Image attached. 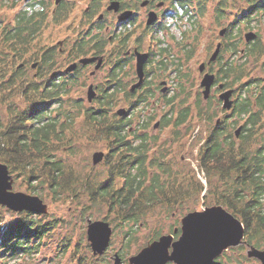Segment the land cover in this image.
I'll use <instances>...</instances> for the list:
<instances>
[{"label":"trees","instance_id":"16d2710c","mask_svg":"<svg viewBox=\"0 0 264 264\" xmlns=\"http://www.w3.org/2000/svg\"><path fill=\"white\" fill-rule=\"evenodd\" d=\"M244 1L246 6L234 11L238 17L225 27L223 37L229 41L222 38L224 40L218 54V77L225 80V86L237 84V98L231 114L243 121L239 124L242 126L239 136L236 138L232 133L236 120L213 121L209 111L210 99L203 101L197 98L194 106L181 103L176 105L177 110L174 103L169 101V108L162 115L160 123L161 128L172 125V141L179 139L180 126L187 122L190 124L194 116L206 123V136L199 149L198 166L208 181L206 185L198 180L197 183L193 181L195 186L191 187L197 194L206 187L203 197L213 194L211 205L221 204L243 223L245 243L229 247L228 250L233 251L244 249V245L264 248V139H258L264 127V74L251 77L247 65L251 57L252 63L260 65L264 72L261 35L246 41L241 50L239 48L242 30L252 28L251 22L260 15L264 17V0ZM172 2L176 8L173 17L177 27L181 29L185 24L196 31L194 41H190V44L194 43L188 50L191 58L200 38L202 19L212 13L216 26L221 25L227 17L224 6L227 0H218L215 6H211L208 0ZM47 6L44 0H32L27 8L15 14L12 23L0 21V162L7 165L16 180L27 184V191L40 194V184L45 183L54 196L70 192L68 197L74 200L78 198V194L74 195L75 182L71 184L66 180L65 162L63 157L56 155V151L61 148L60 145L68 146L73 139L69 134L72 131V117L62 99L76 84V75L80 70H76L73 73L75 75L63 73L59 77H50L48 71L41 72L40 64L46 65L52 58V47L41 54H32L37 59L36 72L29 73L25 68L27 55L46 20ZM54 19L58 21L59 18ZM235 24H239L238 40L233 42ZM191 28L181 31L190 38ZM239 52L246 58L244 61H233L223 56L224 53L231 56ZM225 72L227 74L224 77ZM230 73L235 76L234 80L229 81ZM110 100V97L100 94L90 101L92 104L89 106L82 107L81 100L75 98L69 102L84 113L89 125L88 134L106 143L107 178L91 184L88 178L82 177L81 183L87 189L92 203L108 204L104 220L115 223V227L121 224L127 227L124 233L128 235L125 243L128 249L135 232L134 225L139 227V223L155 211H170L176 205L183 209L184 198H188L191 188L182 189V184L177 182L178 171L169 159H165L167 146L162 144H166V141L159 143L156 137L134 144L128 139L131 135L122 132L126 130L127 123L116 112L112 113ZM154 145L155 150L151 151ZM149 151L153 157L149 158ZM137 153L140 160L138 167H135ZM77 202L80 203V198ZM10 211L0 205V254L12 257L18 252L21 255L40 253L42 240L51 238L55 233L58 225L56 220L30 211L15 212L16 215L6 219ZM60 224H63L62 219ZM159 235L156 231L147 238L148 242ZM71 238V235L66 234L60 239L58 246L61 256L71 253V264H86L87 258L79 248L68 251ZM85 245L88 250V241ZM228 250L223 251L212 264H234ZM120 253L125 255L123 250ZM242 258L247 259L243 255Z\"/></svg>","mask_w":264,"mask_h":264},{"label":"rangeland","instance_id":"374dc122","mask_svg":"<svg viewBox=\"0 0 264 264\" xmlns=\"http://www.w3.org/2000/svg\"><path fill=\"white\" fill-rule=\"evenodd\" d=\"M29 1L32 0H0V21L3 23H12L13 18L16 13H18L23 7L25 3L29 4ZM66 6L69 9L67 19L62 22V18L60 20L50 19V10L53 6L52 0H44V3H47V17L46 20L43 22V28L40 30V33L36 37L32 49L29 51L27 55L28 61L26 62V70L29 73L36 72L37 65L31 67L33 63L36 62V57L32 54L35 52H40V54L44 51H47L49 47H52V58L48 64H40V71H48L50 77H53V73L56 70H65L68 66V62L62 63L61 67H58L57 61L62 57H59V52L57 53L59 47H63L65 52L67 51L68 46L71 42L77 37L79 28L82 27L84 24L83 18L85 17L84 11L85 8L89 5V0H64ZM210 5H216L218 0H208ZM50 2V3H49ZM171 0H167V4L170 5ZM51 6H50V5ZM101 6L99 7V11H105V6L108 4V0H102L100 2ZM28 6V5H26ZM226 6V19L223 20L221 25L216 26L215 22L213 21L214 16L210 13L209 16H206L202 19V30L199 34L200 38L198 43L195 44V51L193 56L189 59V61L185 62L183 65V72H189L187 78L183 80L182 86L184 87L183 91L177 88H173L172 91L177 94V99L173 103L175 105V110H177L176 105L182 104H189L191 106L195 105V100L200 98L203 101H206L202 98V89H200L199 83L202 78V73H199L198 66L201 63L207 62L211 54L213 53L217 43L221 42L225 39V41H229L220 35V30L228 26V24L234 18L238 17L234 13L237 11L238 7H245L246 3L244 0H227L224 3ZM49 11V12H48ZM146 15L143 16L142 21L145 20ZM184 21V20H183ZM78 22L80 23L78 25ZM169 22V20H167ZM185 22V21H184ZM176 23V22H175ZM243 24V22L241 21ZM252 28L242 30V33L239 37V48H244V44L246 43L244 34L247 31H252L256 34H260L261 42L264 44V17L261 15L255 21H252ZM168 24V23H167ZM245 24V23H244ZM180 25V23H179ZM186 25H188L186 23ZM171 26V25H170ZM239 24H235L232 33V41L238 40L237 31H238ZM185 24L181 26V30L189 29L191 27H186ZM135 30V35H141L143 31L141 28L137 26ZM169 36L165 37L162 34H156L148 36V39L145 40L144 48H146V44H148L149 39L153 38L154 43H159L157 38L160 40H168L166 41L168 44L169 41L178 37V30L175 27L171 26L170 30H168ZM172 33V35H171ZM191 37L189 41H194L193 37L196 35V31L194 28H191ZM174 36V37H172ZM255 36V37H256ZM224 38V39H222ZM59 40H63V44L59 46L57 42ZM153 43V44H154ZM173 49H175V53H178L180 58H182L179 48L176 45H170ZM192 46V45H191ZM189 46V47H191ZM63 54V53H61ZM60 54V55H61ZM32 58L29 59V56ZM62 56V55H61ZM226 59H232L233 61H244L246 58L244 55L239 53L229 54L224 53ZM249 63H247L248 67L250 68V72L248 74L251 77L254 76H263L264 72L262 67L257 64L252 63V58L248 59ZM67 65V66H66ZM60 66V65H59ZM66 66V67H65ZM218 66H214L213 68L216 70ZM63 68V69H62ZM63 70V71H64ZM93 66H88L86 70H81L78 75V79L76 84L70 90L69 94L62 99L64 101L65 107L68 109V114L72 117V131L69 132L70 136L73 137L72 140L69 141V145L64 147V145H60V149L57 150L56 155L63 157L64 164L66 166V180L72 184V181L75 182V196L78 194V198H71L68 197L70 192H62L60 196H54L48 188V185L45 183L40 184V194L33 193L27 191V184L22 182L21 180H16L13 176V190L14 191H22L25 193L35 194L40 196L44 203L47 204V212L45 215L48 218H52L56 220L58 224L56 229L54 230L55 233L51 238H44L42 240V244L40 247V253H33L30 255H21L19 252L12 257L2 256L0 254V264H71V253L70 255L61 256L59 251V242L62 239V236L69 234L71 235V239L69 242V249L68 251L71 252L72 249L79 248L82 252L83 256L86 257L87 263L86 264H113L114 262V253L118 252L120 257H124V260L120 264H129L127 258L137 253L144 245L148 243L147 238L152 236L157 231L160 235L172 233V230L175 228H180V219L183 215L187 212L192 210H201L205 206H211L213 199V194H209L207 197H203L206 191V187L200 194H197L195 190L191 186L198 181H201L204 185L207 184V179L204 176L203 171L198 166L199 160V152L201 144L206 136V123L203 122V119H200L198 116H194L191 120L190 124L188 122L183 126H180V137L177 141H172L171 135L173 134L172 125H168V127L161 128L160 125L156 127H152V124L162 118V115L167 111L169 105H164L162 101L157 99H152L157 101V104L149 105L143 104L136 110H130V107L127 103L121 102L120 99H117L115 102H112V113H115L118 108H125L130 110V117L134 120L132 123L133 127H137L135 124H138L137 119L141 120H148V117H151L149 123L151 127L147 130L149 134L152 136H157L159 143L165 142L166 144H162V146H167V157L165 159H169L173 168L178 171L179 178H177V182L182 184V189L191 188V193L188 195V198H184L183 202V209L180 208L179 205L173 207L170 211H155L147 216V218L139 223V227L134 225L135 232L133 238L131 240L130 246L128 249L125 247V243L127 242L124 231L127 229L126 226L121 224L118 227H115V223L109 222L112 227V234L110 237L109 245L106 251L100 255L102 258H93L97 257V255H93L90 244L89 249L86 250L85 242L86 240V226L87 221L95 220V219H103L104 215L107 212L108 204L106 202L101 203H92L89 198V193L86 188L81 183V179L88 178L91 184L95 182L104 181L108 176L107 171V163L102 162L96 165H92V155L96 151H106L108 152V148L106 147V143L102 139H97L92 137L89 133V125L88 122L85 121L86 118L84 113L79 111L78 108L72 102H69L71 99H78L82 102V107L84 105L89 106L90 102L87 101V91L88 86L90 84L97 85L96 94L100 96L102 85V80L105 77V69L99 70L95 72V74H91L93 71ZM62 71V72H63ZM52 72V73H51ZM65 72V71H64ZM63 72V73H64ZM55 74V73H54ZM69 74V73H68ZM72 75H75L72 73ZM47 77H49L47 75ZM175 78V77H174ZM46 80V79H45ZM229 81H231L229 79ZM174 83L176 85V80L174 79ZM172 82V84L174 85ZM179 85V83H178ZM237 86V84L232 83L230 86ZM181 87V86H180ZM237 89L232 99L237 98ZM167 94H171V91H168ZM213 94V95H212ZM211 100V108L210 113H212L213 121L217 119H224L227 122H232L236 120L237 122L234 124L233 130L238 127L243 121L238 119L237 116H232L231 110L223 109L222 108V100L217 101V96L213 93H210L208 96ZM211 97V98H210ZM72 105V106H71ZM129 107V108H128ZM84 109V108H83ZM111 113V114H112ZM264 117V116H263ZM159 122V121H158ZM264 122V120H263ZM188 124V125H187ZM261 131L259 132L258 139H264V127H262ZM68 134V132H67ZM132 139V136L129 137ZM235 138V137H234ZM158 143V144H159ZM154 145L151 151L155 150ZM161 146V147H162ZM252 147V146H251ZM58 148V146H57ZM157 148V147H156ZM148 156L153 157L152 153L149 151ZM43 180V179H41ZM194 181V183H193ZM195 186V185H194ZM191 196V197H190ZM80 198V203L77 202V199ZM213 199V200H212ZM214 205V204H213ZM5 207V206H4ZM84 207V209H83ZM85 213H82L85 210ZM22 212V211H21ZM16 215L15 211H10L8 217L9 219ZM63 220V224H60V220ZM180 234L177 231L174 233V239L178 237ZM86 240V241H85ZM229 249V248H228ZM227 249V250H228ZM125 252L123 256L121 251ZM248 247L244 245V249L241 250H228L227 253L230 256L232 262L234 264H261L259 260L256 258L248 257L247 256ZM242 255L247 257V259L242 258ZM220 256V255H219ZM92 257V258H91ZM171 263V262H169ZM168 264V263H167ZM173 264V263H171Z\"/></svg>","mask_w":264,"mask_h":264},{"label":"flooded vegetation","instance_id":"af4514ba","mask_svg":"<svg viewBox=\"0 0 264 264\" xmlns=\"http://www.w3.org/2000/svg\"><path fill=\"white\" fill-rule=\"evenodd\" d=\"M52 1L53 6L50 12L48 11L50 19L59 18L58 20H60L62 18V22H64L69 12L66 6L67 2L64 0ZM101 1L102 0H89V5L84 11L85 17L83 20H79L80 22L83 21L84 24L79 28L77 37L68 46L66 52L63 47H59L57 51V53L59 52V57H62L60 62L59 60L56 62L58 67H61L64 62H68L67 65L76 63L75 68L71 72L66 73H74L76 70H86L88 66H93L94 70L91 74L105 69L106 72L102 80L103 87L101 88L100 94H105L110 97L111 104L117 99H120L121 102L127 103L130 110H136L143 104H157V101H152V99L160 100L164 105L169 104V101L173 103V100L175 101L177 99V94L174 93L172 89L175 87L177 90H184L182 82L187 78L189 72L187 74V72H183L182 69L185 62L190 59L188 50L189 46L194 42L190 44L189 36L177 27L178 24L175 23L176 21L173 17L176 13V8L172 0L170 5L167 4V0H108L105 11H99ZM111 2H116L114 7L116 9H107ZM26 5L28 4L25 3L23 7L25 6L24 8H27ZM47 10L46 17L48 15ZM128 11L130 12L128 15L120 17ZM151 12L156 14V19L149 24L147 23V19ZM144 15H146V17L145 20L142 21ZM167 20H169V22H167ZM79 24L78 22V25ZM170 25L173 27L176 26L179 31L177 33L178 37H175L176 40L173 39L169 41L170 43L168 44L166 42L168 40L164 41L157 38L159 43H154L153 38H150L148 44H146V48H144L145 40L148 39V36L156 34H162L165 37L169 36L170 32H168V30H170ZM137 26L143 31L141 35H135L134 29H137ZM63 43V40L57 42L59 46ZM171 44L178 46L182 58H180L178 53H173L175 49L170 46ZM82 57H102V63L95 69L98 59L82 64L79 62ZM218 59L219 56L213 61H205L204 69L199 73H202V77L205 73L214 75L210 93L214 92V95L218 98L217 101H221L219 94L222 91L230 88L233 89L232 97L236 93V87L234 85L230 86V84L225 86V80H221L218 77ZM138 63H141L142 66V81L139 86L133 88V85L138 82L140 78L137 72ZM214 66H218L216 70L213 68ZM63 70L54 71L55 74H53V77L62 75L64 72ZM226 74V72L224 75L221 73L224 77ZM234 78L235 76L233 73H230L229 79L234 80ZM174 79L176 80V85ZM93 86L95 89V98L97 97V85ZM200 89L203 90V87L200 86ZM168 91H171V94H167ZM202 98L204 99L203 95ZM208 99L209 97L204 100ZM232 100V106L228 110H231L234 105V99ZM130 110L126 109L124 114L119 115L122 121L127 123L126 130L122 132L129 133V135L132 136L131 141H133L134 144H139L143 139L147 141L155 139L157 136H152L147 131L151 127L149 123L151 117H148V120L137 119L138 124H135L137 126L135 128L132 126L134 120L130 117ZM160 123L161 118L154 122L152 127L154 128L160 125ZM234 130L233 134L237 138L239 135L236 136ZM129 137L128 139L130 140ZM103 152V159L99 163L105 161L106 151ZM139 160L138 154L134 162L135 167H138Z\"/></svg>","mask_w":264,"mask_h":264},{"label":"water","instance_id":"95a60500","mask_svg":"<svg viewBox=\"0 0 264 264\" xmlns=\"http://www.w3.org/2000/svg\"><path fill=\"white\" fill-rule=\"evenodd\" d=\"M116 2H111L107 9L114 8ZM116 9V8H114ZM130 12H125L120 17H125ZM156 19V14L149 13L147 23ZM225 28L220 30L223 35ZM256 36L252 31L244 34L245 41L251 40ZM221 42L217 43L213 53L208 61H213L219 54ZM143 58V56H142ZM98 59L95 69L102 63V57H82L79 62L84 64ZM36 63L32 64V67ZM76 66L72 63L65 68V72H71ZM204 63L198 66L199 72L204 69ZM139 81L133 85V88L139 86L142 81V66L137 64ZM54 74V73H53ZM214 80V75L205 73L200 81L203 87L202 95L207 99L210 88ZM221 86V85H220ZM233 89H226L219 94L222 100V108L230 109L233 103L231 98ZM95 96V89L92 84L88 86L87 101H91ZM126 112L125 108H118L116 113L122 115ZM242 126L239 125L234 133L239 135ZM104 156L102 150L96 151L92 155V164L99 163ZM13 176L5 163L0 162V205L5 206L15 212L30 211L34 213L45 214L47 204L43 202L40 196L22 191H14ZM178 228H174L176 233ZM180 234L174 239V234H161L157 238L149 241L137 253L127 258L129 264H212L215 258L222 254L229 247H235L244 244V225L243 223L228 211L221 204L205 206L201 210H192L183 215L180 219ZM112 227L108 221L103 219L88 220L86 226V239L90 244L93 255L100 256L107 249ZM247 256L256 258L261 264H264V248H258L254 245H248ZM122 258L118 252L114 253L113 264H120Z\"/></svg>","mask_w":264,"mask_h":264}]
</instances>
